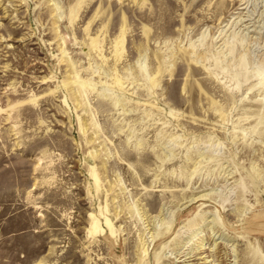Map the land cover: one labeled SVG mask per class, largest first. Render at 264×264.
<instances>
[{"label": "rangeland", "instance_id": "374dc122", "mask_svg": "<svg viewBox=\"0 0 264 264\" xmlns=\"http://www.w3.org/2000/svg\"><path fill=\"white\" fill-rule=\"evenodd\" d=\"M262 77L264 0H0V264H264Z\"/></svg>", "mask_w": 264, "mask_h": 264}, {"label": "bare ground", "instance_id": "6f19581e", "mask_svg": "<svg viewBox=\"0 0 264 264\" xmlns=\"http://www.w3.org/2000/svg\"><path fill=\"white\" fill-rule=\"evenodd\" d=\"M55 5V4H54ZM57 7L55 6V9H56ZM123 31H121V33H122ZM259 75V74H258ZM261 79V82H264V77H262V78H260ZM214 220L215 219H211L209 222H214ZM109 226V231H110V233H114L113 232V230H112V228H111V226L110 225H108ZM157 231V230H156ZM213 233V232H212ZM157 235V233H155L154 235H153V238L155 237ZM158 236V235H157ZM214 236H215V234L212 236V238H214ZM150 238H151V236H150ZM219 237H216V239H218ZM215 245H216V243H215V241H214V243H213V245H212V247L214 246L215 247ZM161 249H163V247L161 248ZM159 253H160V251H158ZM157 254L156 255V257H157V261L159 260V258H160V254ZM189 254H190V251L189 252H187L186 253V255H188L189 256ZM259 254V253H258ZM187 258H189V257H187ZM182 262V261H181ZM186 262V260L185 259H183V263H185ZM183 263H181V264H183Z\"/></svg>", "mask_w": 264, "mask_h": 264}]
</instances>
